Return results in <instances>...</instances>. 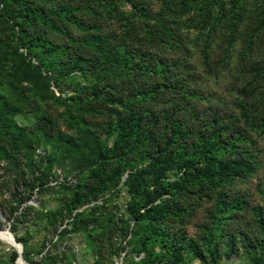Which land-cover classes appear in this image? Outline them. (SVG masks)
Masks as SVG:
<instances>
[{"label":"rangeland","instance_id":"rangeland-1","mask_svg":"<svg viewBox=\"0 0 264 264\" xmlns=\"http://www.w3.org/2000/svg\"><path fill=\"white\" fill-rule=\"evenodd\" d=\"M160 57L191 64L201 99L237 116L240 155L256 156L245 173L171 167L156 188L146 160L133 182L126 164H102L119 121L155 92L143 69ZM251 82L260 93L245 98ZM253 98L264 108V0H0V229L26 264H142L147 246L154 264H264V121L241 108ZM222 152L225 167L238 159ZM13 251L0 237V264H19Z\"/></svg>","mask_w":264,"mask_h":264},{"label":"trees","instance_id":"trees-1","mask_svg":"<svg viewBox=\"0 0 264 264\" xmlns=\"http://www.w3.org/2000/svg\"><path fill=\"white\" fill-rule=\"evenodd\" d=\"M229 38L230 35L222 37L217 44V52ZM205 58L207 62L208 55ZM151 64L149 69H143V72L149 81L148 85H151L155 92L149 93L145 90L143 95L148 97L142 100L139 109H131L125 118L119 121L121 129L113 141L114 148L103 151V162L100 159L102 164L107 163L112 173H118L129 166L127 179L133 182V178L138 177L141 170H133L132 167L141 160H146L149 167L158 169L156 188L171 187L172 182L165 174V170L171 167L178 170V179L204 176L218 182L226 176L224 170L231 169V166L245 173L249 166L248 159L252 160L256 156L251 155L253 148L247 151L246 156L240 155L243 151L242 144L246 140L245 131L236 122L237 116L231 111H226L228 109L222 110L216 96L205 95V101H202L203 90L199 88L200 84L198 86V79L194 76L191 64L180 60L168 61L166 57H160ZM133 68L135 70L136 67ZM186 77H189V80ZM249 84L240 89L245 98H252L255 92L260 93L259 82ZM196 94L200 96L195 97ZM259 103L258 98H253L252 101H245L241 105L247 119L255 124L261 119L264 121V108H260ZM158 105L159 110L156 109ZM249 106H255L259 112L251 113ZM248 140L252 146L255 145L253 139ZM225 150L235 152L238 157L235 161L233 157L227 167L221 159L222 151ZM165 176L166 180L163 181ZM28 189L29 186H25L24 193ZM133 208L135 211L139 210L135 203ZM148 211L149 209L146 210ZM136 214L139 216V213ZM161 220V215H153L148 220L153 228L147 239L156 238V234L161 231L157 227ZM13 255H17V251H13ZM155 256L154 248L147 246L140 263L154 264Z\"/></svg>","mask_w":264,"mask_h":264},{"label":"bare ground","instance_id":"bare-ground-1","mask_svg":"<svg viewBox=\"0 0 264 264\" xmlns=\"http://www.w3.org/2000/svg\"><path fill=\"white\" fill-rule=\"evenodd\" d=\"M0 237L3 238V239H5L9 243H12L14 246H16L15 242L12 239V235L9 233L8 230L0 229ZM18 261H19V264H26L21 258H18L17 259V262Z\"/></svg>","mask_w":264,"mask_h":264},{"label":"water","instance_id":"water-1","mask_svg":"<svg viewBox=\"0 0 264 264\" xmlns=\"http://www.w3.org/2000/svg\"><path fill=\"white\" fill-rule=\"evenodd\" d=\"M9 233L11 234V232H9ZM11 235H12V234H11ZM12 239H13V241L15 242V244H16V246H17V247L15 246L16 251H17V254H18L17 259H18V258H21V259H22V257H21V244L15 241L13 235H12Z\"/></svg>","mask_w":264,"mask_h":264}]
</instances>
